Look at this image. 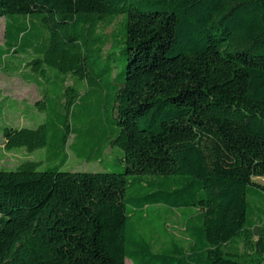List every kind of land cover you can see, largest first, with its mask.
Listing matches in <instances>:
<instances>
[{"label":"trees","instance_id":"trees-1","mask_svg":"<svg viewBox=\"0 0 264 264\" xmlns=\"http://www.w3.org/2000/svg\"><path fill=\"white\" fill-rule=\"evenodd\" d=\"M0 17V71L40 86L44 115L0 123L4 146L61 161L0 169V264H264V0H0ZM14 104L0 90V115ZM109 147L118 170L62 168Z\"/></svg>","mask_w":264,"mask_h":264},{"label":"rangeland","instance_id":"rangeland-1","mask_svg":"<svg viewBox=\"0 0 264 264\" xmlns=\"http://www.w3.org/2000/svg\"><path fill=\"white\" fill-rule=\"evenodd\" d=\"M122 16L118 18L116 24L110 26L106 29V33H112L119 28V22L122 21ZM5 24L6 18L0 17V43L4 42L5 38ZM110 44L107 46L109 48ZM0 90L3 92L4 96L14 98L18 102L27 100L33 104L34 100L38 97V90L35 85L28 84L20 74L10 75L5 74L0 71ZM44 118V115H40ZM0 123L2 125H12L19 127L28 124L29 121L23 118L22 114L17 113L12 107L6 109L0 115ZM122 156V152L119 148L109 147L105 152V160L103 163L98 161L87 162L83 159H77L75 154L70 152V157L68 161L63 164L62 168L64 170L71 171H105V170H118L121 168L119 165V159ZM28 160H36L40 162V169L45 170L47 168L53 167L60 164V159H49L45 149H38L34 152H28L24 148H16L13 150H7L4 147L3 138L0 135V169H16L22 163ZM253 180L264 185V177H254ZM169 224L175 225L178 230L182 229V221L178 214L173 216ZM126 264H132L129 259H127Z\"/></svg>","mask_w":264,"mask_h":264},{"label":"crops","instance_id":"crops-1","mask_svg":"<svg viewBox=\"0 0 264 264\" xmlns=\"http://www.w3.org/2000/svg\"><path fill=\"white\" fill-rule=\"evenodd\" d=\"M25 80V79H24ZM28 84H32L35 85L37 87L38 90V97L34 100L33 104H31L29 101L24 100L22 101V103L18 102L17 100H15L14 98H12L13 101L16 102V104L8 107L7 109L10 108H14L15 111L17 113L22 114L23 118L26 119L27 121H29L28 124L19 126V127H23V126H37L40 122H42L44 120V118H42L40 115V112L38 111L37 107H36V102L38 100H40L41 98V87L38 86L36 83L33 82H29L27 80H25ZM8 97V96H7ZM29 113H28V112ZM15 127V126H14ZM4 143V141H3ZM5 147V146H4ZM6 149V148H5ZM7 151V150H6Z\"/></svg>","mask_w":264,"mask_h":264}]
</instances>
